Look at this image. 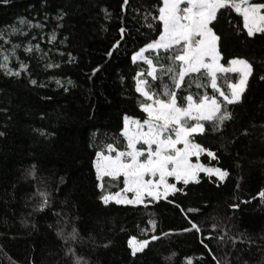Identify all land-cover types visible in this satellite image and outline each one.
Segmentation results:
<instances>
[{"label": "trees", "instance_id": "trees-1", "mask_svg": "<svg viewBox=\"0 0 264 264\" xmlns=\"http://www.w3.org/2000/svg\"><path fill=\"white\" fill-rule=\"evenodd\" d=\"M161 6L162 0H0V264H74L77 257L81 264H264V33L250 37L232 8L219 10L209 25L220 38L219 63L243 59L252 74L240 102L226 105L232 118L218 130L204 121L205 131L191 138L214 154L197 162L228 175L218 181L201 173L187 185L171 180L179 191L143 205L102 200L124 184L122 177L105 178L101 189L97 153L107 154L109 144L126 150L125 118L146 119L139 74L160 98L167 99L168 85L185 107L189 95L223 101L198 74L175 89L160 70L171 65L169 53L146 54L159 80L132 60L159 38ZM217 76L226 93L239 81L237 73ZM192 223L199 232L185 231ZM131 238L150 242L133 255Z\"/></svg>", "mask_w": 264, "mask_h": 264}, {"label": "snow or ice", "instance_id": "snow-or-ice-1", "mask_svg": "<svg viewBox=\"0 0 264 264\" xmlns=\"http://www.w3.org/2000/svg\"><path fill=\"white\" fill-rule=\"evenodd\" d=\"M162 5L158 9L157 17L163 26L159 38L140 49L132 60L135 62L143 59L151 69L147 72V76L153 80H159L160 76L157 74L154 60L145 53L156 52L158 58L159 51L163 50L170 54L168 59L171 65L167 67L161 65L160 70L171 77L175 89H180L186 82V78L192 74H198L205 80L210 79L211 88L219 92L223 101L215 96L204 95L194 99L192 95H189L186 97L187 106L185 107L178 103L177 92L170 90L168 85H164L162 95L167 99H163L159 94L151 91L149 81L138 79L136 91L146 101H151V103H141L147 119L141 123L138 120L130 121L125 118V130L122 135L127 139L126 150L119 151L109 144L107 145L108 154L98 152L95 164L101 189L104 188L105 178L119 180L122 177L123 192H134L136 195L134 199H119L121 197L119 192L114 196L104 195L102 200L105 204L110 200H115L117 203L139 204L143 202L145 195L157 200L161 197L167 198L170 193L180 190L175 184L168 182V177H175L177 181L182 180L187 185L190 181L198 182L197 176L201 171L217 175L221 181L228 175L220 169H208L198 163H192L191 157L199 158V155L206 150L201 145L193 143L191 138L194 134L205 131V125L201 121L212 122L214 128L218 130L224 121L232 118L226 105L240 102L246 90L248 78L252 74V66L246 60L233 59L230 61L232 67H223L219 63L221 57L217 47L220 38L209 25L217 18L219 10L232 8L242 15L244 27L250 37L256 33H264V11H262L264 3L254 4L251 0H162ZM20 23L23 24L25 21L21 20ZM220 72L240 73L238 83L228 85L230 93L222 91L217 84V73ZM10 74L19 75V73L11 72ZM200 86L202 85H197V87ZM189 121H196V123L190 124ZM130 125H135V129L133 130ZM181 144L183 147H178ZM143 145H147V148H143ZM207 154L214 158L212 152ZM157 176L158 180L155 179ZM161 186H163V192L159 191ZM260 196L264 199V192L260 193ZM191 230L200 231L195 223H192L190 229H185V231ZM158 238L152 237L153 240ZM69 239H75V234ZM149 242L148 240L136 241L135 238L130 240L132 254L142 252ZM69 252H72V249H69ZM72 254L75 255L74 252ZM213 259L215 260V256ZM81 260L82 258L77 257L74 264H81ZM187 264H192L191 259L187 260ZM217 264H219L218 261Z\"/></svg>", "mask_w": 264, "mask_h": 264}, {"label": "rangeland", "instance_id": "rangeland-1", "mask_svg": "<svg viewBox=\"0 0 264 264\" xmlns=\"http://www.w3.org/2000/svg\"><path fill=\"white\" fill-rule=\"evenodd\" d=\"M163 6V5H162ZM160 51H163V50H160ZM149 52H153V51H149ZM148 53V52H147ZM147 53H145V55L147 54ZM156 53V52H155ZM135 62H143V63H145L144 62V60L143 59H138L137 61H135ZM145 64H147V63H145ZM148 65V64H147ZM148 67H149V65H148ZM231 67H232V65H231ZM151 69L149 68L148 69V71H150ZM221 73H223V72H220V73H217V75L218 74H221ZM228 73H237L238 75H239V79H240V73L239 72H228ZM143 75H138V77H137V80L138 79H143V77H142ZM149 77V76H148ZM151 78V77H150ZM152 79V78H151ZM238 83V82H237ZM136 87H137V81H136ZM231 91V90H230ZM140 94V93H139ZM148 103H151V101H148ZM142 109V108H141ZM146 114V113H145ZM130 121L131 120H135V119H130V118H128ZM146 119H147V114H146ZM202 122H204V121H201V123ZM142 123V122H141ZM189 123L190 124H193V123H196V121H189ZM124 126H125V124H124ZM130 127L134 130L135 129V125H130ZM145 131L147 130V127L145 126V129H144ZM196 134H198V133H196ZM143 148H147V145H143L142 146ZM178 147H183V145L181 144V145H178ZM208 152L207 151H205V152H202L200 155H199V157L200 156H202V155H208L207 154ZM108 154V153H107ZM209 156V155H208ZM210 158H213L212 156H209ZM191 159V162L192 163H198V164H200V165H202L201 163H199V162H197V160H198V158L197 157H195V156H193V157H191L190 158ZM194 160H196V161H194ZM96 161H97V158H96ZM96 161H95V164H96ZM205 168H208V169H213V168H210V167H206V166H204ZM96 169V168H95ZM201 173H203V174H205V175H207V176H211V177H214L216 180H218V181H221L220 179H219V177L217 176V175H210L209 173H207V172H204V171H201V172H199L198 173V176H199V174H201ZM197 176V177H198ZM149 179H152V177H148ZM155 179H159V177L157 176ZM168 179V182L169 183H171L170 181L171 180H173L174 182H183L182 180L181 181H177L176 180V178L175 177H168L167 178ZM225 179V178H224ZM223 179V180H224ZM191 182V181H190ZM172 184V183H171ZM159 191L160 192H163L164 191V189H163V186H161L160 187V189H159ZM119 193H121V197H119V199H124V198H127V199H134L135 198V193L134 192H123V190L121 191V192H119ZM171 194H173V193H170L169 195H171ZM113 196L115 195V194H112ZM168 195V196H169ZM167 196V197H168ZM146 199H152V200H154V201H158V200H161V199H166V198H163V197H161L160 199H154L152 196H148V195H145L144 197H143V202L142 203H139V204H129V203H124V202H122V203H117L115 200H110L108 203H115V204H120V205H134V206H136V205H143L144 203H145V200ZM107 203V204H108ZM133 238H131L130 240H132ZM129 240V241H130ZM137 241V240H136ZM133 246H135V245H133ZM129 247H130V245H129ZM130 249H131V251H132V248L130 247Z\"/></svg>", "mask_w": 264, "mask_h": 264}]
</instances>
